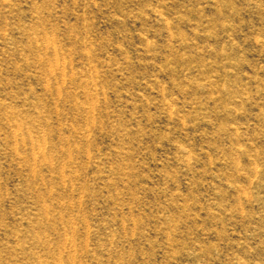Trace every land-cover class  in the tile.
<instances>
[{"label":"rangeland","instance_id":"374dc122","mask_svg":"<svg viewBox=\"0 0 264 264\" xmlns=\"http://www.w3.org/2000/svg\"><path fill=\"white\" fill-rule=\"evenodd\" d=\"M236 262L264 264V0H0V264Z\"/></svg>","mask_w":264,"mask_h":264},{"label":"bare ground","instance_id":"6f19581e","mask_svg":"<svg viewBox=\"0 0 264 264\" xmlns=\"http://www.w3.org/2000/svg\"><path fill=\"white\" fill-rule=\"evenodd\" d=\"M179 152L183 156H188V152L185 149L179 148ZM236 264H238V262H236Z\"/></svg>","mask_w":264,"mask_h":264}]
</instances>
